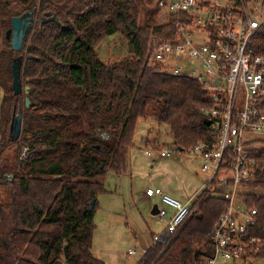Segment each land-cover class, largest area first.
I'll return each mask as SVG.
<instances>
[{"label":"trees","instance_id":"trees-1","mask_svg":"<svg viewBox=\"0 0 264 264\" xmlns=\"http://www.w3.org/2000/svg\"><path fill=\"white\" fill-rule=\"evenodd\" d=\"M27 12L36 21L23 51L15 52L6 33L12 19ZM46 13L56 14L60 23H41ZM159 13L141 11L138 0H0V38L5 33L0 143L23 146L13 179L0 184V264H105L93 253L98 197L106 192L102 180L109 170L118 176L126 172L137 123L151 110L158 124L170 129L178 152L210 140L205 110L212 103L204 88L150 67L153 36L166 39L173 32L170 23L156 25ZM117 34L127 41L130 56L102 61L98 48ZM253 47L264 54V27ZM18 56L24 57L27 96H15L12 88ZM19 108L23 133L14 143L9 129ZM254 155L263 158L264 150ZM246 188L264 190V172ZM239 199L248 211L257 210L248 235L260 246L244 264L264 263V195L245 190ZM229 206L225 193L204 190L179 231L153 243L138 264H165L178 248L179 256L194 253L195 264H209L216 227Z\"/></svg>","mask_w":264,"mask_h":264},{"label":"built area","instance_id":"built-area-1","mask_svg":"<svg viewBox=\"0 0 264 264\" xmlns=\"http://www.w3.org/2000/svg\"><path fill=\"white\" fill-rule=\"evenodd\" d=\"M156 8L166 15L173 32L166 39L153 36L150 67L194 79L212 105L205 110L210 140L189 150L201 158L202 172L210 174L203 190L186 203L161 189L146 191L147 197L161 199L164 207L156 217L167 221L153 243L179 231L196 211L193 205L204 190L222 192L230 206L216 227L209 264L218 259L244 264L260 249L259 240L248 235L257 210H241L235 201L264 172V157L254 155L264 150V54H256L253 47L264 27V0H158ZM171 155L161 152L162 157ZM226 170L233 178L218 180ZM168 208L174 212L171 217Z\"/></svg>","mask_w":264,"mask_h":264},{"label":"rangeland","instance_id":"rangeland-1","mask_svg":"<svg viewBox=\"0 0 264 264\" xmlns=\"http://www.w3.org/2000/svg\"><path fill=\"white\" fill-rule=\"evenodd\" d=\"M157 1L138 0V4L140 10L144 12L146 9H155ZM143 18L142 13L140 22ZM166 21V15L160 12L155 23L161 25ZM4 36L5 33L0 38V55L4 50ZM98 54L102 61L112 62L129 57L130 50L127 41L117 34L106 38L98 48ZM4 98L5 92L0 85V108ZM133 144L128 155L126 172L118 176L109 170L102 180L106 192L98 197L93 253L105 264H138L151 248L153 235H160L166 229L167 221L161 222L152 215L155 205L164 207L161 199L147 197V189L159 187L165 194L185 203L202 191L210 178V174L202 172L201 160L197 153L177 151L170 129L158 124L153 110L147 118L138 121ZM22 147V145L3 147L0 143V153L3 152V161L0 163V182L3 184L8 179V175H14L15 165L22 157L17 150ZM147 151L151 155H148ZM162 151L170 152L172 155L162 157ZM232 178L233 172L226 170L221 172L218 180ZM246 191L264 195V190L246 189ZM235 205L241 210L245 209L239 198L236 199ZM130 249L136 254H129ZM179 251L180 248L174 251L172 258H167L165 264H179L175 256L181 259L180 264H195L194 253L179 256ZM214 264L231 263L218 259ZM251 264L264 263L253 261Z\"/></svg>","mask_w":264,"mask_h":264},{"label":"water","instance_id":"water-1","mask_svg":"<svg viewBox=\"0 0 264 264\" xmlns=\"http://www.w3.org/2000/svg\"><path fill=\"white\" fill-rule=\"evenodd\" d=\"M35 22L34 14L27 12L22 16L15 17L12 19V27L9 29L6 33V38L8 41H11V48L15 52H22L24 47V41L27 37V34L29 30L31 29L33 23ZM49 22H56L60 23L58 20V17L56 14L52 15L51 13H46L45 16L41 17V23H49ZM29 59H32V57H28ZM24 62L23 56H18L13 60L12 64V74H13V91L14 95L18 96L21 94H25L26 96L30 93V87L26 86L23 87L22 82V66ZM31 105L30 99L27 97L25 99V107L29 108ZM206 123L208 126L211 125V123L206 120ZM23 133V109L20 108L18 111V115L14 112L13 121L10 128V139L16 143L22 138ZM104 138L107 139L108 135H104ZM98 149H101L100 147H97ZM8 179L5 183L10 182L14 175H8ZM0 184H3V182H0ZM95 201L91 203V210H94ZM158 213V207H154L153 214Z\"/></svg>","mask_w":264,"mask_h":264},{"label":"crops","instance_id":"crops-1","mask_svg":"<svg viewBox=\"0 0 264 264\" xmlns=\"http://www.w3.org/2000/svg\"><path fill=\"white\" fill-rule=\"evenodd\" d=\"M148 152V151H147ZM148 154V153H147ZM149 155V154H148ZM200 160H201V158L200 157H198ZM149 189H153V188H149ZM156 189H161V188H159V187H157ZM162 190V189H161ZM163 191V190H162ZM191 199V198H190ZM189 199V200H190ZM187 202V201H186ZM185 202V203H186ZM155 206H157V205H155ZM154 206V207H155ZM154 207H153V209H152V215H154V216H157V214H153V212H154ZM158 207V206H157ZM160 210V207H158V211ZM168 210V212H169V216L171 217L173 214H174V212H173V210L172 209H170V208H168L167 209ZM155 235V234H154ZM154 235H153V237H154ZM130 251H133L134 252V254L133 255H135L136 254V252L134 251V250H132V249H130ZM130 251H129V254H130ZM61 264H65L64 262H62Z\"/></svg>","mask_w":264,"mask_h":264},{"label":"flooded vegetation","instance_id":"flooded-vegetation-1","mask_svg":"<svg viewBox=\"0 0 264 264\" xmlns=\"http://www.w3.org/2000/svg\"><path fill=\"white\" fill-rule=\"evenodd\" d=\"M34 19H35V21H36V17H35V15H34ZM34 23H35V22H34ZM34 23H33V24H34ZM10 45H11V41H10ZM19 109H20V108H19ZM22 109H23V108H22ZM18 111H19L18 109H15V110H14V112H15L17 115H18ZM14 112H13V117H14ZM13 117H12V121H13ZM23 117H24V115H23ZM12 121H11V124H12ZM10 128H11V125H10ZM9 135H10V129H9Z\"/></svg>","mask_w":264,"mask_h":264}]
</instances>
